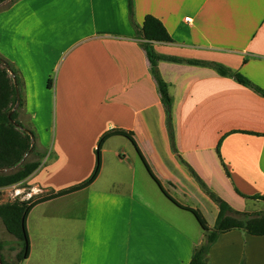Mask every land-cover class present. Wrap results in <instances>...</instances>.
<instances>
[{"label": "crops", "instance_id": "obj_1", "mask_svg": "<svg viewBox=\"0 0 264 264\" xmlns=\"http://www.w3.org/2000/svg\"><path fill=\"white\" fill-rule=\"evenodd\" d=\"M132 1V18L130 0H17L0 10V56L19 73L26 125L42 154L21 185L37 199L84 183L100 139L123 130L165 192L210 228L219 207L192 171L236 211L255 210L259 201L245 197L264 196V0ZM147 16L174 40L154 43L159 54L223 64L252 84L161 61L176 152L138 38ZM137 148L111 137L91 186L30 212L22 264H190L206 233L165 195ZM2 236L0 254L16 240ZM242 263L264 264V236L220 235L208 264Z\"/></svg>", "mask_w": 264, "mask_h": 264}, {"label": "trees", "instance_id": "obj_2", "mask_svg": "<svg viewBox=\"0 0 264 264\" xmlns=\"http://www.w3.org/2000/svg\"><path fill=\"white\" fill-rule=\"evenodd\" d=\"M9 1L6 7H10L17 0H0V4ZM0 8V9H4ZM130 15L133 16V1L130 0ZM138 38L141 47L145 50L149 61L152 66V71L157 82L161 98L167 114V125L169 135L172 143V147L176 152L174 130L172 122V106L173 98L169 92V85L164 81L159 70V63L161 61H168L174 63H188L191 65H198L203 67H209L216 70L222 76L234 77L239 83L244 85H252L251 82L239 73L233 72L230 68L223 64L203 61V60H185L180 57L167 56L159 54L155 50L154 43H173L174 40L170 36L168 30L164 24L153 16H147L144 20L141 29L137 30ZM0 189H4L19 183L24 182L29 176H31L40 166L39 160L28 161L26 158L32 154L40 158L42 154H38L37 145L32 140V135L35 137V133L22 122L18 121V112L23 111V99H22V82L18 71L12 66L10 62L0 56ZM12 73H11V72ZM264 93V92H262ZM18 108L13 112L15 106L18 104ZM13 112V113H12ZM12 113L11 119L9 115ZM15 122V123H14ZM15 124L20 125L24 130L16 127ZM28 131V132H26ZM127 137L137 148L134 135L132 133L125 132L123 130H111L107 132L99 141L98 148L96 150L97 162L92 176L84 183L53 193L37 199L21 200L16 198L12 202L0 204V218L5 226L7 233L13 236L17 242H24L23 251L18 254V261L21 264L29 256V239L26 229V222L30 212L38 205L45 202L58 199L64 196L72 195L76 192L83 191L91 186L98 178L101 172V150L104 144L111 137L114 136ZM137 151L145 163L150 174L154 180L160 186L161 190L167 197L170 198L177 206L192 213L201 228L206 233V241L201 247L197 248L193 254L190 264H208L209 263V251L211 247L217 242L220 235L233 231L243 230L252 236H264V211L263 212H239L233 209L229 203L219 197L216 193L211 191L192 171L201 187L207 193V195L218 205L219 214L214 228H210L203 214L197 210L179 205L171 196H169L162 188L161 183L152 174L149 166L145 162L143 155L137 148ZM30 153V154H29ZM220 154V149L218 148ZM34 157V156H33ZM18 168V169H17ZM264 203V196H250L245 197ZM20 243V242H19ZM0 247L1 244H0ZM3 261L0 259V264ZM243 264V263H242Z\"/></svg>", "mask_w": 264, "mask_h": 264}, {"label": "rangeland", "instance_id": "obj_3", "mask_svg": "<svg viewBox=\"0 0 264 264\" xmlns=\"http://www.w3.org/2000/svg\"><path fill=\"white\" fill-rule=\"evenodd\" d=\"M7 4L3 5L0 8L6 7ZM4 9H7V8H4ZM4 9H0V10H4ZM0 67H2V66L0 65ZM17 119H18V121L22 122L24 125L27 124V117L25 116L23 111H19L18 112V118ZM33 156H32V154L29 155L26 158V160H28V161L35 160V155H33ZM16 192H19L21 194L20 196L18 195V198L23 200V199L27 198V193H29L30 190H28L27 187L21 185V183L13 185V186H10L9 189H6V188L0 189V204H4V203H7V202L14 201L15 200L14 197L16 195ZM30 194H31V192H30ZM256 206L257 207L255 208V210H253L251 212H263L264 211V203L263 202H260V201L257 202ZM185 216L190 218V219H192L191 217H189L186 214H185ZM195 221H193V219H192V222H195ZM192 226H193V224H192ZM195 226H197V225L194 223V227ZM2 232H4V233H2ZM2 234H5L6 236H10L11 237V235H9L7 233V231L5 229V226H4L3 222H2V219L0 218V240H1L0 244H3L2 242H3L4 238H3ZM19 242H17V240H15L14 243L10 244L11 248H9V249L6 248L5 251L2 254H0V259H2V261H3L2 264H19L18 254H20L23 251L24 245H25L24 242H22L20 240H19ZM16 250H17V252H16Z\"/></svg>", "mask_w": 264, "mask_h": 264}, {"label": "water", "instance_id": "obj_4", "mask_svg": "<svg viewBox=\"0 0 264 264\" xmlns=\"http://www.w3.org/2000/svg\"><path fill=\"white\" fill-rule=\"evenodd\" d=\"M7 3H9V1H6V2L0 4V7H2L3 5H5V4H7ZM10 72H11V71H10ZM11 73H12V72H11ZM18 105H19V101H18V104L15 106L13 112L16 111V109L18 108ZM13 112H12V113H13ZM12 113L9 115V118H10V119H11V117H12ZM14 123H15V122H14ZM15 125H16L17 128L24 130L20 125H18V124H15ZM26 132H28V131H26ZM28 133H29V132H28ZM32 140H33V145H34V143H35V138H34L33 135H32ZM29 154H30V153H29Z\"/></svg>", "mask_w": 264, "mask_h": 264}, {"label": "built area", "instance_id": "obj_5", "mask_svg": "<svg viewBox=\"0 0 264 264\" xmlns=\"http://www.w3.org/2000/svg\"><path fill=\"white\" fill-rule=\"evenodd\" d=\"M186 20L189 21L190 18H186ZM18 195L20 196L21 194H20L19 192H16V195H15L14 199L18 198ZM28 197H29V198H28ZM31 198H33V196H32V194H30V192H29V193H27V198H25V199H23V200H29V199H31Z\"/></svg>", "mask_w": 264, "mask_h": 264}]
</instances>
